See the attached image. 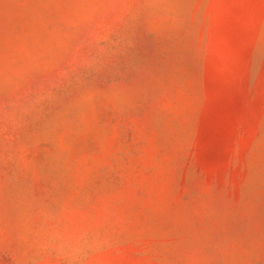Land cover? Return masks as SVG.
I'll return each instance as SVG.
<instances>
[{
    "label": "rangeland",
    "instance_id": "374dc122",
    "mask_svg": "<svg viewBox=\"0 0 264 264\" xmlns=\"http://www.w3.org/2000/svg\"><path fill=\"white\" fill-rule=\"evenodd\" d=\"M0 264H264V0H0Z\"/></svg>",
    "mask_w": 264,
    "mask_h": 264
}]
</instances>
